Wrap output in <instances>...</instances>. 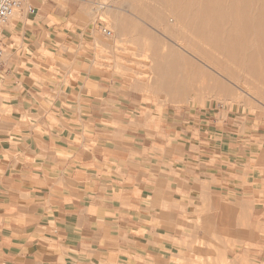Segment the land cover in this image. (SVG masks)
<instances>
[{
	"label": "crops",
	"instance_id": "0c3cea01",
	"mask_svg": "<svg viewBox=\"0 0 264 264\" xmlns=\"http://www.w3.org/2000/svg\"><path fill=\"white\" fill-rule=\"evenodd\" d=\"M124 10L107 8L118 40L139 45L145 24ZM89 15L85 0H27L2 29L10 47L0 67V264H147L141 232L149 230L150 241L157 234L161 191L165 201L177 196L171 174L168 182L121 176L130 139L159 137L147 133L145 111L161 94L117 63L113 37L77 24ZM70 22L71 30L62 27ZM165 117L167 136L190 137L183 178L198 168L217 175L230 149L240 151L230 143L243 128L235 115L202 127L169 105Z\"/></svg>",
	"mask_w": 264,
	"mask_h": 264
},
{
	"label": "rangeland",
	"instance_id": "374dc122",
	"mask_svg": "<svg viewBox=\"0 0 264 264\" xmlns=\"http://www.w3.org/2000/svg\"><path fill=\"white\" fill-rule=\"evenodd\" d=\"M251 1L85 0L90 15L77 24L93 27L100 34L97 23L105 25L115 39L117 63L136 70L133 78L161 94L145 111L152 120L146 123L147 133L157 132L159 137L131 138L130 153L120 160L126 173L121 176L126 179L168 182L169 174L177 179L176 198L165 201L167 195L161 191L162 200L156 202L154 239L149 240L153 237L149 230L141 232L146 239L142 245L147 250V264L264 261V0ZM111 7L123 8L145 24L146 36L139 45L126 38L118 40L117 21L107 13ZM73 26L70 22L62 27L71 30ZM9 47L4 48V55ZM95 56L96 64L101 65V57ZM170 88L177 99L170 98L166 91ZM169 105L199 119L202 127L227 114L242 121L241 134L230 141L240 151L230 149L217 175L198 168L191 177L183 178L185 143L190 137L185 132L167 136L164 121ZM191 143L197 149L198 139ZM195 183L204 184L205 191L192 188Z\"/></svg>",
	"mask_w": 264,
	"mask_h": 264
},
{
	"label": "built area",
	"instance_id": "2783aa9c",
	"mask_svg": "<svg viewBox=\"0 0 264 264\" xmlns=\"http://www.w3.org/2000/svg\"><path fill=\"white\" fill-rule=\"evenodd\" d=\"M26 0H0V67L3 63L4 46L2 40V29L10 21V19L24 6ZM99 30L107 37H111L112 33L105 25L98 24Z\"/></svg>",
	"mask_w": 264,
	"mask_h": 264
},
{
	"label": "bare ground",
	"instance_id": "6f19581e",
	"mask_svg": "<svg viewBox=\"0 0 264 264\" xmlns=\"http://www.w3.org/2000/svg\"><path fill=\"white\" fill-rule=\"evenodd\" d=\"M26 1H27V0H26ZM178 1H179V0H178ZM225 1H226V0H225ZM252 1H253V0H252ZM252 1H251V2H252ZM196 2H197V1H196ZM211 2H212V0H211ZM220 2H221V0H220ZM251 2H250V3H251ZM25 3H26V2H25ZM170 3H171V2H170ZM177 3H178V2H177ZM182 3H183V1H182ZM197 3H198V2H197ZM255 3H257V2H255ZM223 5H224V4H223ZM244 5H245V4H244ZM254 5H255V4H254ZM188 6H189V5H188ZM221 6H222V4H221ZM247 6H248V5H247ZM251 6H252V4H251ZM256 6H257V4H256ZM256 6H255V8H256ZM193 7H194V1L191 2V8L193 9ZM197 8H198V6H197ZM208 9H209V8H208ZM249 9H250V11H251V8H250V7H249ZM249 9H248V10H249ZM256 9H257V8H256ZM197 10H198V9H197ZM225 10H226V8H225ZM208 11H209V10H208ZM210 11H211V9H210ZM212 11H213V10H212ZM250 11H248V12H250ZM245 12H246V11H245ZM255 12H256V11H255ZM255 12H254V13H255ZM251 13H252V12H251ZM207 14H208V13H207ZM213 14H214V13H213ZM190 15H191V14H190ZM209 16H211V15H209ZM249 16H250V15H249ZM252 16H253V15H252ZM187 17H188V16H187ZM189 18H190V17H189ZM191 18H192V15H191ZM169 20L172 21V19H169ZM194 20H196V19H194ZM194 20H193V22H194ZM251 20H252V19H251ZM170 21H169V22H170ZM250 23H251V22H250ZM252 23H253V22H252ZM174 24H175V21H174ZM252 26H253V25L251 24V27H252ZM251 29H252V28H251ZM222 31H223V30H222ZM253 31H254V29L252 30V34L254 35V32H255V31H254V32H253ZM223 32H224V31H223ZM111 33H112V32H111ZM223 35H224V34H223ZM249 36H250V35H249ZM261 36H262V35H261ZM250 38H251V37H250ZM221 39H222V38H221ZM257 39H258V38H257ZM234 40H235V39H234ZM251 40H252V39H251ZM221 41H222V40H221ZM237 42H238V41H237ZM252 42H253V41H252ZM235 43H236V42H235ZM257 43H258V42H257ZM249 44H251V43H249ZM241 45H242V44H241ZM221 46H222V44H221ZM248 46H249V45H248ZM253 46H254V44H253ZM222 47H223V46H222ZM231 47H232V45H231ZM245 48H246V47H245ZM249 48H250V47H249ZM223 49H224V48H223ZM223 49H222V50H223ZM237 49H238V48H237ZM250 49H251V48H250ZM250 49H249V51H250ZM238 50H239V49H238ZM251 50H252V49H251ZM249 51H248V52H249ZM262 51H263V50H262ZM238 52H239V51H238ZM239 54H240V52H239ZM244 54H245V52H244ZM263 56H264V55H263ZM245 57H246V56H245ZM168 58H169V57H168ZM246 59H247V58H246ZM177 61H178V60H177ZM242 61H243V59H242ZM244 61H246L245 58H244ZM244 61H243V63H244ZM166 63H167V62H166ZM178 63H180V62H178ZM164 66H165V65H164ZM179 68H180V67H179ZM173 70H174V69H173ZM178 70H179V69H178ZM180 77H181V76H180ZM179 82H180V81H179ZM184 85H185V84H184ZM184 85H183V86H184ZM184 96H185V95H184ZM186 98H187V97H186ZM179 102H180V101H179Z\"/></svg>",
	"mask_w": 264,
	"mask_h": 264
}]
</instances>
